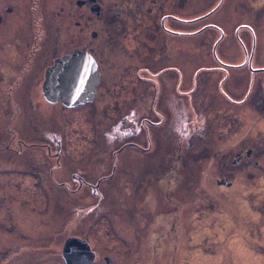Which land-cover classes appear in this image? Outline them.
<instances>
[{"label": "flooded vegetation", "instance_id": "1", "mask_svg": "<svg viewBox=\"0 0 264 264\" xmlns=\"http://www.w3.org/2000/svg\"><path fill=\"white\" fill-rule=\"evenodd\" d=\"M171 1L164 14L159 0H0V264H145L126 257L133 245L67 235L61 213L69 226L103 215L124 183L119 215L145 219L136 200L170 189L167 156L177 171L215 162L217 187L236 201L241 172L264 170V0ZM79 58L97 72L93 98L48 99L51 74ZM169 102L176 126L163 137L178 136L159 160ZM36 215L43 235L28 233ZM137 243L159 264V238Z\"/></svg>", "mask_w": 264, "mask_h": 264}, {"label": "rangeland", "instance_id": "2", "mask_svg": "<svg viewBox=\"0 0 264 264\" xmlns=\"http://www.w3.org/2000/svg\"><path fill=\"white\" fill-rule=\"evenodd\" d=\"M231 4L232 0L229 2V9ZM171 8V0H159V9L163 10L164 14L171 11ZM177 42L185 44L182 39H170L171 44ZM235 42L241 48L237 37ZM258 48L264 49V39L260 40ZM230 60L234 64L241 62L239 58ZM160 109L166 118L164 127L159 129V160L167 141L174 142L178 136L163 137L165 131H172L176 126L172 102L162 103ZM182 143L185 146L187 141L183 140ZM263 144L260 143V146ZM176 157L174 159L164 157V160L169 161L167 176L174 177L170 189L167 190L168 184L165 181L160 194L150 191L147 195L148 200L142 202L136 200L140 207L147 206L145 219L142 215L137 217L119 215L120 208H126L124 200L126 197H123V187L126 184L115 183L114 187L117 186L118 189L116 193L111 194V203L108 204V200L101 201L103 215H94V212H91L85 216L81 225L69 226L70 222H67L69 214L61 213L60 220L63 223H60L63 230L68 232L67 235L72 232L79 233L95 242L109 239L110 243L115 241L119 246L133 245L126 253V257L138 254L139 259L145 264L155 260L154 249L138 248L137 242L146 240L153 244L156 238H159V264H264V178H260L259 181L255 178L263 176L264 170L258 168L256 171L249 169L241 172L245 180L241 184L240 196L236 201L233 198L228 199L222 192L224 189L217 187L215 176H218L220 168L215 162L203 168L193 166L189 169L191 171L179 167L177 171L174 169ZM204 169L206 173L200 176ZM190 176L192 182L189 181ZM186 182L193 183L194 188L187 187ZM19 186L30 191L29 183H20ZM53 201V205H58V200ZM89 205L93 206L90 201ZM158 207L159 212L151 211ZM23 208L24 206H20V214L23 213ZM107 210L109 212H106ZM22 218L20 217V221ZM34 224L35 230L28 233L43 235V227L48 221L40 215H36V218L29 217L28 230H31ZM105 252L113 253L107 249Z\"/></svg>", "mask_w": 264, "mask_h": 264}, {"label": "water", "instance_id": "3", "mask_svg": "<svg viewBox=\"0 0 264 264\" xmlns=\"http://www.w3.org/2000/svg\"><path fill=\"white\" fill-rule=\"evenodd\" d=\"M95 71L91 63L87 62L85 58H79L78 63L76 66H73L72 70L66 71L64 66L62 69L59 67L51 74L50 85L47 87L46 82V86L44 87L47 98L56 100L62 99L65 103H71L72 99H77V101L73 103L74 105L84 103L90 96H92L90 98L92 99L94 96V87L90 89L92 84L88 85V83H93L96 79L97 72L94 74ZM82 79L84 80L83 84L80 82ZM48 80L49 78H47V81Z\"/></svg>", "mask_w": 264, "mask_h": 264}]
</instances>
